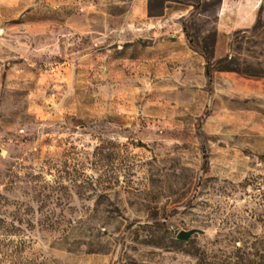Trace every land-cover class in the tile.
I'll return each instance as SVG.
<instances>
[{
  "label": "rangeland",
  "instance_id": "rangeland-1",
  "mask_svg": "<svg viewBox=\"0 0 264 264\" xmlns=\"http://www.w3.org/2000/svg\"><path fill=\"white\" fill-rule=\"evenodd\" d=\"M130 2L0 0V264H229L264 246V0H148L198 58L176 84L121 73L140 50L116 41ZM203 48L240 71L209 84ZM190 228L207 233L177 239Z\"/></svg>",
  "mask_w": 264,
  "mask_h": 264
},
{
  "label": "crops",
  "instance_id": "crops-1",
  "mask_svg": "<svg viewBox=\"0 0 264 264\" xmlns=\"http://www.w3.org/2000/svg\"><path fill=\"white\" fill-rule=\"evenodd\" d=\"M58 3L63 10L73 9L72 5L64 4L68 2ZM147 3L148 0H131L127 14L123 17L120 27L116 29V41L134 44L133 46L139 42L137 44L140 47L136 57L128 55V52L125 54L121 61L125 64L121 68V73L125 79L133 78L151 84L161 82L162 79L165 83L176 84V81L188 83V79L184 76L197 66V56L189 47L180 23L176 22L177 19L166 14L161 17L148 16ZM11 11L18 14L19 8L13 6ZM74 14L71 12L67 18H71ZM89 32L94 39L108 35L94 29ZM86 56L84 53L81 58L84 59ZM103 56L109 57V54L104 53ZM112 64L115 65L116 62L109 60L108 66L104 68L106 78H111L114 72ZM178 74H182L183 78L178 79L176 77Z\"/></svg>",
  "mask_w": 264,
  "mask_h": 264
},
{
  "label": "trees",
  "instance_id": "trees-1",
  "mask_svg": "<svg viewBox=\"0 0 264 264\" xmlns=\"http://www.w3.org/2000/svg\"><path fill=\"white\" fill-rule=\"evenodd\" d=\"M184 32L188 36V32L186 28H184ZM189 41L192 44V40ZM201 51L206 60L205 74L208 78L209 84H212L213 82V71L216 69L228 70V71H240L238 67L228 65L227 63L229 62L228 55L218 59L216 62H213L212 60L213 48L212 49L203 48L201 49ZM236 249H237L236 258L234 262H229V264H264V246L262 245V241H260L258 237L255 241L242 242L240 246H236Z\"/></svg>",
  "mask_w": 264,
  "mask_h": 264
},
{
  "label": "water",
  "instance_id": "water-1",
  "mask_svg": "<svg viewBox=\"0 0 264 264\" xmlns=\"http://www.w3.org/2000/svg\"><path fill=\"white\" fill-rule=\"evenodd\" d=\"M207 231L201 228L182 229L177 233V239L189 241L195 234H205Z\"/></svg>",
  "mask_w": 264,
  "mask_h": 264
}]
</instances>
